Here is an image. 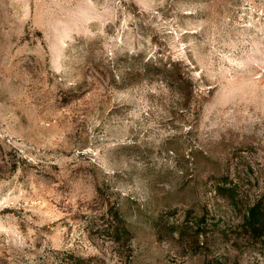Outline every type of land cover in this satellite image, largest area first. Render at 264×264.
<instances>
[{
    "label": "rangeland",
    "instance_id": "374dc122",
    "mask_svg": "<svg viewBox=\"0 0 264 264\" xmlns=\"http://www.w3.org/2000/svg\"><path fill=\"white\" fill-rule=\"evenodd\" d=\"M75 257L264 264V0H0V264Z\"/></svg>",
    "mask_w": 264,
    "mask_h": 264
},
{
    "label": "trees",
    "instance_id": "16d2710c",
    "mask_svg": "<svg viewBox=\"0 0 264 264\" xmlns=\"http://www.w3.org/2000/svg\"><path fill=\"white\" fill-rule=\"evenodd\" d=\"M260 214L259 210H258V205H254L252 206L251 209H249V215H248V218H249V223L250 225H254V223L256 222V217ZM252 231L254 233H258L259 231H256L254 228H252ZM74 261L72 262H69V264H86L85 263V260L81 259V258H73Z\"/></svg>",
    "mask_w": 264,
    "mask_h": 264
}]
</instances>
